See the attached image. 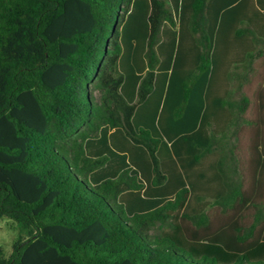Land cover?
Here are the masks:
<instances>
[{
    "label": "trees",
    "instance_id": "trees-1",
    "mask_svg": "<svg viewBox=\"0 0 264 264\" xmlns=\"http://www.w3.org/2000/svg\"><path fill=\"white\" fill-rule=\"evenodd\" d=\"M263 47L261 0H0V264H264Z\"/></svg>",
    "mask_w": 264,
    "mask_h": 264
},
{
    "label": "rangeland",
    "instance_id": "rangeland-1",
    "mask_svg": "<svg viewBox=\"0 0 264 264\" xmlns=\"http://www.w3.org/2000/svg\"><path fill=\"white\" fill-rule=\"evenodd\" d=\"M264 3V0H261ZM248 24L245 23L244 26ZM264 49V47H263ZM264 76V69L261 59H257L254 63L253 73L250 78V82L246 85V95L250 98H253V94L257 91L258 87H262V83L260 78ZM260 85V86H259ZM254 101V99H253ZM258 114V109L256 106L249 105L245 116L248 120L255 119ZM264 116V113H262ZM252 135H254L253 127L246 124V126L240 131V144L243 148L248 149L249 143L251 140ZM262 137L264 138V127H263V134ZM245 167L248 168V166ZM245 168V169H247ZM17 238V231L13 226L12 222L7 219H0V247L4 250L5 254L9 256L12 252V244Z\"/></svg>",
    "mask_w": 264,
    "mask_h": 264
},
{
    "label": "crops",
    "instance_id": "crops-1",
    "mask_svg": "<svg viewBox=\"0 0 264 264\" xmlns=\"http://www.w3.org/2000/svg\"><path fill=\"white\" fill-rule=\"evenodd\" d=\"M176 103H178V99L176 100L175 105H176Z\"/></svg>",
    "mask_w": 264,
    "mask_h": 264
}]
</instances>
